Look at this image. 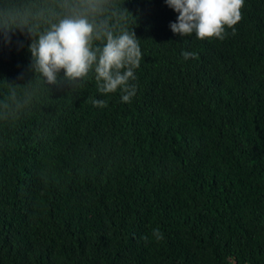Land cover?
I'll use <instances>...</instances> for the list:
<instances>
[{"label":"trees","instance_id":"16d2710c","mask_svg":"<svg viewBox=\"0 0 264 264\" xmlns=\"http://www.w3.org/2000/svg\"><path fill=\"white\" fill-rule=\"evenodd\" d=\"M116 2L143 56L130 103L32 69L63 0H0V264H264V0L223 40Z\"/></svg>","mask_w":264,"mask_h":264},{"label":"clouds","instance_id":"9594fccd","mask_svg":"<svg viewBox=\"0 0 264 264\" xmlns=\"http://www.w3.org/2000/svg\"><path fill=\"white\" fill-rule=\"evenodd\" d=\"M178 13L169 27L174 34L198 39H220L242 19L244 0H165ZM116 0H63L66 15L32 40L29 51L32 69L48 85L78 84L89 73L95 74L98 90L103 94L121 92L122 102L130 103L136 95L135 69L143 58L140 39L126 26L129 12ZM10 40V37H8ZM185 60L196 53L184 51ZM63 70V77L60 72ZM94 106H107L105 100H94ZM4 119L8 117L0 116ZM157 242L164 239L157 228ZM147 239V238H145Z\"/></svg>","mask_w":264,"mask_h":264}]
</instances>
